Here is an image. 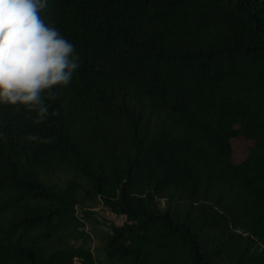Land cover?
<instances>
[{"label": "trees", "instance_id": "16d2710c", "mask_svg": "<svg viewBox=\"0 0 264 264\" xmlns=\"http://www.w3.org/2000/svg\"><path fill=\"white\" fill-rule=\"evenodd\" d=\"M41 16L80 67L45 120L0 105V264H96L85 198L125 218L107 263L264 264V0H48Z\"/></svg>", "mask_w": 264, "mask_h": 264}, {"label": "clouds", "instance_id": "9594fccd", "mask_svg": "<svg viewBox=\"0 0 264 264\" xmlns=\"http://www.w3.org/2000/svg\"><path fill=\"white\" fill-rule=\"evenodd\" d=\"M47 4L0 0V105L35 111L37 121L48 117L54 88L69 85L80 67L75 45L42 18Z\"/></svg>", "mask_w": 264, "mask_h": 264}, {"label": "rangeland", "instance_id": "374dc122", "mask_svg": "<svg viewBox=\"0 0 264 264\" xmlns=\"http://www.w3.org/2000/svg\"><path fill=\"white\" fill-rule=\"evenodd\" d=\"M253 142L242 136L232 139L233 147V160L235 163L243 162L249 153L250 148L252 147ZM73 177L70 173L58 172L53 175V181L59 185H64L68 179ZM76 181L85 183L84 180L80 177H74ZM83 208L88 210L90 215H83L85 221V231L89 235L87 242L88 247L94 252V255L97 259L96 264H125L124 262H112L107 263L105 260V255L103 248L106 241V236L111 233L112 225H120L124 223L125 218L121 216L114 215L107 207H105L102 202L99 200H90L85 198L83 202ZM83 241L79 240L75 245L82 244Z\"/></svg>", "mask_w": 264, "mask_h": 264}]
</instances>
